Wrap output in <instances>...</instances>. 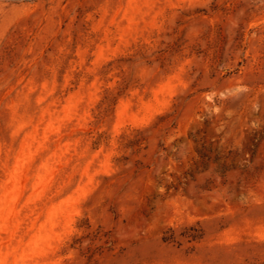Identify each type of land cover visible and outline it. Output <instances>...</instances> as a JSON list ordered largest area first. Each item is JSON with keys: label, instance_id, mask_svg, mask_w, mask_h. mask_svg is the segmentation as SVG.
<instances>
[{"label": "rangeland", "instance_id": "374dc122", "mask_svg": "<svg viewBox=\"0 0 264 264\" xmlns=\"http://www.w3.org/2000/svg\"><path fill=\"white\" fill-rule=\"evenodd\" d=\"M0 264H264V0H0Z\"/></svg>", "mask_w": 264, "mask_h": 264}]
</instances>
